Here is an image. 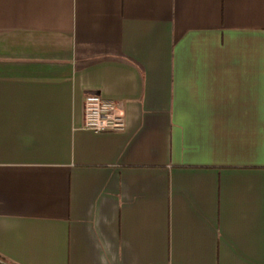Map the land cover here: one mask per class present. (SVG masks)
Returning <instances> with one entry per match:
<instances>
[{
	"label": "crops",
	"instance_id": "obj_1",
	"mask_svg": "<svg viewBox=\"0 0 264 264\" xmlns=\"http://www.w3.org/2000/svg\"><path fill=\"white\" fill-rule=\"evenodd\" d=\"M168 263L264 264V0H0V264Z\"/></svg>",
	"mask_w": 264,
	"mask_h": 264
},
{
	"label": "built area",
	"instance_id": "obj_2",
	"mask_svg": "<svg viewBox=\"0 0 264 264\" xmlns=\"http://www.w3.org/2000/svg\"><path fill=\"white\" fill-rule=\"evenodd\" d=\"M82 126L95 133L121 132L126 128V119L117 101L91 92L84 97Z\"/></svg>",
	"mask_w": 264,
	"mask_h": 264
}]
</instances>
